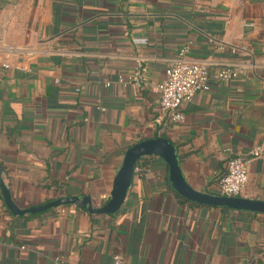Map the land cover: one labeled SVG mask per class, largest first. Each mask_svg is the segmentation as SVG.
<instances>
[{"label":"crops","instance_id":"obj_1","mask_svg":"<svg viewBox=\"0 0 264 264\" xmlns=\"http://www.w3.org/2000/svg\"><path fill=\"white\" fill-rule=\"evenodd\" d=\"M239 75L161 111L155 86L179 50ZM0 163L22 208L62 196L110 199L126 150L163 136L190 185L218 194L228 161L264 138V0H0ZM139 61L145 82L130 75ZM120 77L124 81H120ZM110 81L111 85L106 86ZM122 207L75 204L14 215L0 197V264H264V213L184 201L146 156ZM240 196L264 200V155ZM184 197V196H183Z\"/></svg>","mask_w":264,"mask_h":264},{"label":"built area","instance_id":"obj_2","mask_svg":"<svg viewBox=\"0 0 264 264\" xmlns=\"http://www.w3.org/2000/svg\"><path fill=\"white\" fill-rule=\"evenodd\" d=\"M189 46L182 47L177 57L166 69V76L156 86L159 93L160 108L163 114L172 122H185L186 114L183 105L191 102L199 92L211 90V79L226 82L239 75V68L234 65L222 67L211 75L209 63L188 58ZM11 66L10 61H0V80L6 70ZM146 67L139 61L137 69L130 75L137 87H142L145 82ZM120 81H124L120 77ZM106 86L111 82L107 81ZM264 155V138L250 152L249 156H237L228 161L227 171L220 178L218 194L225 196H240L248 182V166L254 158ZM112 264H129L122 253L113 255Z\"/></svg>","mask_w":264,"mask_h":264},{"label":"water","instance_id":"obj_3","mask_svg":"<svg viewBox=\"0 0 264 264\" xmlns=\"http://www.w3.org/2000/svg\"><path fill=\"white\" fill-rule=\"evenodd\" d=\"M159 155L169 165L170 181L174 189L189 200L201 204L224 206L236 210L264 213V200L243 196H225L211 194L194 189L184 175L176 148L173 142L163 136L144 139L129 147L124 156L122 166L117 172L110 199L101 206H95L90 196H62L39 205L22 208L13 199L12 193L3 177V166L0 163V188L6 205L14 215L35 214L65 204H75L87 209L90 213L113 214L126 200L135 173L137 161L144 156Z\"/></svg>","mask_w":264,"mask_h":264},{"label":"trees","instance_id":"obj_4","mask_svg":"<svg viewBox=\"0 0 264 264\" xmlns=\"http://www.w3.org/2000/svg\"><path fill=\"white\" fill-rule=\"evenodd\" d=\"M152 156H154V155H152ZM145 158H147L146 156H144V157H141L138 161H137V163H136V167L137 166H139V164L141 163V161L142 160H144ZM136 167H135V169H136ZM135 174V173H134ZM168 180H169V186H170V189L171 190H173L175 193H176V195L178 196V197H180L181 199H183L184 201H188L185 197H183L180 193H178L175 189H174V187H173V185H172V183H171V181H170V174L168 173ZM223 176V175H222ZM221 176V177H222ZM0 197L2 198V200L4 201V204H5V206H6V208L10 211V209L8 208V206L6 205V203H5V200H4V197H3V194H2V190H1V188H0ZM108 201V200H107ZM106 201V202H107ZM105 202V203H106ZM67 205H69V204H67ZM226 208V207H225ZM52 208H50V209H47V210H45V211H48V210H51ZM45 211H43V212H45ZM11 212V211H10ZM31 215H36V214H33V213H31V214H29V216H31Z\"/></svg>","mask_w":264,"mask_h":264}]
</instances>
